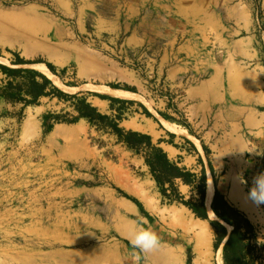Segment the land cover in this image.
<instances>
[{
    "label": "rangeland",
    "instance_id": "374dc122",
    "mask_svg": "<svg viewBox=\"0 0 264 264\" xmlns=\"http://www.w3.org/2000/svg\"><path fill=\"white\" fill-rule=\"evenodd\" d=\"M174 1L0 0V65L38 73L34 66L44 65L50 76L40 74L63 93L79 94L111 118L121 108L124 130L138 122L142 131L140 124L152 122L159 130L184 135L181 128L189 124L176 116V103L193 77L173 81L160 67L175 20ZM193 1L223 10V0ZM242 1L249 6L264 65L254 19L255 10L262 13V0ZM130 2L136 3L138 12H127ZM99 18L104 22L111 18L117 29L103 28ZM145 19L153 26L150 35L156 36L157 25L163 36L143 46L128 45L129 32ZM168 53L169 66L181 62L173 51ZM17 57L25 64L13 66ZM3 82L0 73V86ZM95 87H115L133 96L122 94L115 97L131 99H117ZM94 94L127 103L112 105ZM72 111L70 102L56 98H43L39 106L26 108L11 107L0 99V264H133L132 254L138 250L129 240L140 225L159 237L160 247L141 253L139 264H215L220 249L222 256V244L211 225L216 221L211 210L207 209L212 216L200 220L183 205L168 204L144 160L118 144L109 130L92 127L84 119L70 125L50 122L51 127L43 120L49 113ZM193 136L184 145H199L195 138L201 134ZM194 159L189 171L199 177L198 157ZM203 163L206 197L209 186L213 188L206 155ZM263 165L264 154L252 173L243 177L247 193L246 182L253 184L255 167ZM219 177L214 173L216 181ZM178 190L184 201L197 199L192 187L180 185ZM183 215L209 229L199 251L179 220ZM259 217L263 218L261 209L250 220L264 233Z\"/></svg>",
    "mask_w": 264,
    "mask_h": 264
},
{
    "label": "crops",
    "instance_id": "0c3cea01",
    "mask_svg": "<svg viewBox=\"0 0 264 264\" xmlns=\"http://www.w3.org/2000/svg\"><path fill=\"white\" fill-rule=\"evenodd\" d=\"M172 7L175 20L167 36L166 49L161 54L160 67L173 81L184 76L193 77L176 103V116L189 127L181 128L184 135L159 130L152 122H147L146 126L140 124L142 131L138 122L128 130L150 136L171 162L187 170L195 163L194 158L203 161L202 147H205L214 173L220 175L217 189L224 200L249 220L261 209L263 218L259 217L258 221H262L259 224L262 226L264 206L259 207L248 198L243 183V177L252 173L255 163L264 154V65L249 6L242 0H223V10H213L193 0H175ZM260 8L264 29V0ZM126 10L131 14L138 12L136 3H128ZM103 20L99 18L103 28L117 29L111 18ZM152 28L147 19L145 23L141 21L129 32L127 44L143 46L163 36L157 25L156 36L150 35ZM170 51L181 62L169 66ZM194 133L201 134L195 138L199 145L195 142L191 143L192 147L184 145ZM257 241L264 247V233L260 230Z\"/></svg>",
    "mask_w": 264,
    "mask_h": 264
},
{
    "label": "trees",
    "instance_id": "16d2710c",
    "mask_svg": "<svg viewBox=\"0 0 264 264\" xmlns=\"http://www.w3.org/2000/svg\"><path fill=\"white\" fill-rule=\"evenodd\" d=\"M11 64L20 66L25 63L17 57L16 61H12ZM47 68L54 73V69L50 65H47ZM0 73L5 77V82L0 86V99L6 105L11 107L22 105L23 108L39 106L40 100L43 98H56L59 101L70 102L73 108L71 113L63 115L49 113L43 119L45 124L49 126L50 122H52L70 125L84 119L92 127L100 130H109L116 138L118 144H121L144 160V164L154 179L162 198L167 200L168 204H181L197 219H208V211L204 206L206 188L205 165L200 158L197 160V165L201 168V175L198 177L191 171L180 167L179 163L171 162L166 153L159 147V144L153 143L150 136L120 128V124L123 121L121 108L117 109L116 115L111 118L101 114L86 99L80 98L79 94L68 95L63 93L47 77L34 70L14 69L0 65ZM111 88L115 89V87ZM93 96L101 100H108L112 105L118 104L120 107L127 103L126 101L95 94ZM111 110H113V107H111ZM202 148L204 154L208 157L209 151L205 147ZM208 169L214 188L210 210L216 218V221H213L211 225L219 234V245L224 243L222 246L223 264H263L264 247L257 241V227L251 223L247 216L224 200V197L217 189L214 170L210 162L208 163ZM263 171L264 165L260 167L259 173ZM180 185L194 188L197 199L195 201H184L178 190ZM246 187L247 190H250L253 184L246 182ZM217 248L215 247V249Z\"/></svg>",
    "mask_w": 264,
    "mask_h": 264
},
{
    "label": "clouds",
    "instance_id": "9594fccd",
    "mask_svg": "<svg viewBox=\"0 0 264 264\" xmlns=\"http://www.w3.org/2000/svg\"><path fill=\"white\" fill-rule=\"evenodd\" d=\"M248 198L256 205L264 204V173L257 175L253 180ZM129 243L134 250L132 254L133 264H139L141 253L149 254L156 251L160 247L159 237L151 230L138 226Z\"/></svg>",
    "mask_w": 264,
    "mask_h": 264
},
{
    "label": "bare ground",
    "instance_id": "6f19581e",
    "mask_svg": "<svg viewBox=\"0 0 264 264\" xmlns=\"http://www.w3.org/2000/svg\"><path fill=\"white\" fill-rule=\"evenodd\" d=\"M34 67L40 73H42L46 76L47 75L50 76V73L48 72V70L46 69V67L44 65L39 64V65H35ZM94 89H95V91H97V92L99 91V93H102L106 96L115 97V96H123L124 95V94L122 95V93L120 91L113 90V89L106 88V87H100V88L95 87ZM213 194H214V190L211 186H209V188L207 189V192H206V197H205V202H204V204H205L204 206L208 210L210 209L209 205L212 201ZM209 214H210V211H209ZM179 220L185 226V229L187 230V232L189 234H191V236H192L191 239H192V242L194 244V249L196 251H199L202 248L205 241H207L209 229L207 227H205L202 224V222L199 221L197 223H194L191 218H189L187 216L185 217V215L181 216ZM198 223H201V224H198ZM214 261H215V264H223L222 256H221V249L215 253Z\"/></svg>",
    "mask_w": 264,
    "mask_h": 264
},
{
    "label": "built area",
    "instance_id": "2783aa9c",
    "mask_svg": "<svg viewBox=\"0 0 264 264\" xmlns=\"http://www.w3.org/2000/svg\"><path fill=\"white\" fill-rule=\"evenodd\" d=\"M254 19H255V23H256L255 24L256 34L260 38V42H261L260 48L263 52V57H264V29L262 26V13L260 12L259 9L255 10ZM255 168H257V175L264 173V171L259 173L260 168L258 166H256Z\"/></svg>",
    "mask_w": 264,
    "mask_h": 264
},
{
    "label": "water",
    "instance_id": "95a60500",
    "mask_svg": "<svg viewBox=\"0 0 264 264\" xmlns=\"http://www.w3.org/2000/svg\"><path fill=\"white\" fill-rule=\"evenodd\" d=\"M206 208V207H205ZM207 210V209H206ZM224 242H225V240H224ZM222 244H224V243H222Z\"/></svg>",
    "mask_w": 264,
    "mask_h": 264
}]
</instances>
